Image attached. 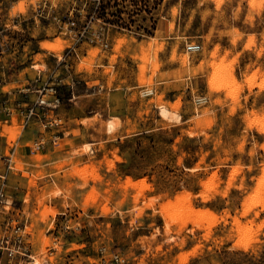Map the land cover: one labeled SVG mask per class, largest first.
<instances>
[{
  "label": "rangeland",
  "instance_id": "374dc122",
  "mask_svg": "<svg viewBox=\"0 0 264 264\" xmlns=\"http://www.w3.org/2000/svg\"><path fill=\"white\" fill-rule=\"evenodd\" d=\"M40 1L63 15L72 11L81 25L94 11L112 20V47L84 43L79 57L58 60L55 54L73 39L57 22L28 18ZM190 42L202 48L189 51ZM263 63L264 0H0V102L7 104L0 103V154L13 157L8 192L26 210L13 213L26 224L24 249L34 256L18 254L5 264H181L180 253L189 255L183 264H252L233 249L253 251L264 264ZM24 85L31 89L23 91ZM44 85L55 86L61 102L38 106L28 119L25 113ZM146 89L153 92L142 94ZM200 93L209 100L196 105L193 97ZM162 104L179 117L163 115ZM93 113L98 116L87 117ZM113 115L122 119L110 131ZM150 127L164 131L156 136L155 169L132 175L146 177L142 185L123 186L120 178L128 174L122 171L127 158L121 140ZM178 132L168 149L166 139ZM42 136L49 139L45 148L33 150ZM70 146L72 154L55 167L71 165L70 173L82 181L62 190L45 167L33 163ZM92 150L105 151L104 157H76ZM7 165L0 158V172ZM160 172L171 179L169 187L157 181ZM34 189L41 192L30 213ZM185 189L192 213L176 200ZM60 193L67 200L55 198ZM208 207L216 217H204ZM238 238H249L250 248L235 247Z\"/></svg>",
  "mask_w": 264,
  "mask_h": 264
},
{
  "label": "built area",
  "instance_id": "2783aa9c",
  "mask_svg": "<svg viewBox=\"0 0 264 264\" xmlns=\"http://www.w3.org/2000/svg\"><path fill=\"white\" fill-rule=\"evenodd\" d=\"M138 4V3H137ZM95 13L90 14V19L86 20L82 25L79 20L72 13L63 15L60 13L53 4H48L47 1H40L33 5L32 14L28 15V18H34L36 23H41L45 19L57 22L59 24L60 31L69 33L70 37L73 39L70 45L66 46L63 53L58 55L55 54L58 60H68L72 55H80V46L84 43H89L93 46H101V48L109 49L112 47V42L110 40V25L113 23L111 21L103 20L101 16ZM102 20L104 23L96 22L95 20ZM107 23H109L107 26ZM202 48V44L199 42L187 43V49L189 51H197ZM30 85H24L22 87L23 91L30 90ZM40 94L38 95L36 101L29 105L28 111L25 116L30 119L33 114H38V106H52L54 104H59L61 102V97L57 92V88L53 85L39 88ZM153 92L152 89H146L142 94H150ZM51 94L50 97L46 96ZM194 102L196 105H202L209 100L208 95L204 93L194 95ZM6 102V101H5ZM1 103V102H0ZM2 104V103H1ZM7 107L6 103L2 106ZM55 118L54 120H56ZM57 121V120H56ZM51 123L54 121L51 120ZM59 135L56 133L53 138L57 140ZM49 139L46 136H42L35 140L32 147L33 150L44 149L45 144ZM6 158L8 165L5 171L0 172V264H5L6 261L13 263L14 258L18 254H29L25 251V234H26V224L22 223L18 216H15L13 212L18 211L14 203V197L8 192V175L9 169L15 168L14 160L11 154H0V158ZM4 213H11L9 216H3ZM31 257L33 254H29ZM34 257V256H33ZM113 258L120 262L123 257L119 253H114ZM34 259V258H33ZM114 262L107 261V259L102 260L101 264H111Z\"/></svg>",
  "mask_w": 264,
  "mask_h": 264
},
{
  "label": "trees",
  "instance_id": "16d2710c",
  "mask_svg": "<svg viewBox=\"0 0 264 264\" xmlns=\"http://www.w3.org/2000/svg\"><path fill=\"white\" fill-rule=\"evenodd\" d=\"M105 11V10H104ZM118 11V10H117ZM107 13V11H105ZM105 12L102 13V15H105ZM122 11H120L117 16L119 19H123L122 17ZM107 20V19H106ZM112 21V20H108ZM118 21L117 19L115 20ZM164 131L150 128H144L142 130H139L137 132H134L132 134L126 135L123 140H121V152L126 155V160L121 162V165L123 166L122 171L126 174H131L134 177H139L141 175H144L147 173L148 168H151V170L154 171V161L156 154L159 152L160 146L157 143V134H160ZM179 134L178 133H172L171 136H169L166 141L168 144V149H172V143L175 140V137ZM150 138V141L148 143H145L146 138ZM189 147L186 146V149ZM186 162L189 164V166H192L193 163L186 160ZM158 182L162 183L163 186L169 187L170 184H172V181L169 177H167L163 172H160L159 178L157 179ZM230 252V251H228ZM235 254H243L244 256L248 257L249 262L252 264H259L258 261H261L253 251H246L243 249H233L231 251ZM264 255V251L262 253ZM226 264H240L239 262L231 263L229 261L225 262Z\"/></svg>",
  "mask_w": 264,
  "mask_h": 264
},
{
  "label": "crops",
  "instance_id": "0c3cea01",
  "mask_svg": "<svg viewBox=\"0 0 264 264\" xmlns=\"http://www.w3.org/2000/svg\"><path fill=\"white\" fill-rule=\"evenodd\" d=\"M263 68H264V63H263ZM181 92H182V89L176 90V91L173 92V95L176 96V95H178ZM183 111L188 112L189 109L186 108L185 110L183 109ZM180 115L183 117V113H181ZM95 116H98L97 113L90 114L87 117L88 118H95ZM113 116H117V117L121 118V116H119V115H113ZM81 118H83V117H81ZM190 118H191V114H189L188 118H185V119L189 120ZM107 122H108V120H107ZM96 142L97 141H89V143H91V144H95ZM73 149H74L73 146H70L68 148H65L64 150L55 151L53 154H51L52 155L51 159H45L41 163L40 162H34L33 165H34V167L36 169L39 168V166L37 164H40V167H45L47 169L48 174L52 175V179L53 180H51L50 182L52 184L57 183V185H59L62 188V190H64V189L66 190L68 182H80L82 180L78 176L70 173L71 165H67L63 169L58 170L55 167V163L57 161H59L60 159H62V156H65L66 153L71 155L72 154L71 152H72ZM92 153H94V150H92ZM104 154H105V151H102V152L97 153V154L96 153L91 154L89 152H83L81 154H77L76 157L79 155L80 158H78V159H81V157H83L84 160H89L91 158V156L93 155V156H95L96 159L99 160V159H102L104 157ZM121 155L124 156L123 153H121ZM103 166L106 167L105 164ZM189 167H191V166H189ZM56 172L60 173V175L58 177L54 176V173H56ZM125 177L126 176H122V178H120V181L121 180L123 181L125 179ZM49 179H51V178H48L46 181H48ZM46 181H44L43 183L41 182L40 185L41 186H45L46 185V183H45ZM89 184L92 185L93 181H89ZM34 191H35L34 194L31 196L32 201H31V206L29 208V212L30 213H33L35 208L37 207V199H38V196H39L37 194V192H41V190H38V189H34ZM61 195L62 194L60 193V194H56L54 196H55V198L59 199L60 201L61 200H63V201L67 200V198H64V196H61ZM21 210H22V208L18 209V211H21ZM25 211H26L25 209L22 210L23 213H25Z\"/></svg>",
  "mask_w": 264,
  "mask_h": 264
},
{
  "label": "bare ground",
  "instance_id": "6f19581e",
  "mask_svg": "<svg viewBox=\"0 0 264 264\" xmlns=\"http://www.w3.org/2000/svg\"><path fill=\"white\" fill-rule=\"evenodd\" d=\"M123 42H124V39H120V40H118V43L116 44V49L117 50H120V47L123 45ZM152 43V42H151ZM148 45H150V44H148ZM248 46V45H247ZM149 47V46H148ZM150 47H151V45H150ZM146 48V47H145ZM152 48H153V46H152ZM149 49H151V48H149ZM146 55H148V54H146ZM93 56V55H92ZM149 56V55H148ZM189 56V55H188ZM149 58V57H148ZM185 58V57H184ZM188 62V61H187ZM86 63V62H85ZM147 63V62H146ZM90 65V64H89ZM143 76H144V74H143ZM215 79V76L212 78V79H210L211 80V83L214 85V80ZM252 85V84H251ZM214 87V86H213ZM160 110H161V113L163 114V115H165V116H170V117H179V114L178 113H174V111L171 109V108H169L167 105H165V104H162L161 105V108H160ZM118 123H119V117H117V116H112V117H110L109 118V120H108V130H110V131H112V130H115L116 129V127L118 126ZM110 162V161H109ZM116 164V161L114 160V158H113V161H112V163H110V166L111 167H113L114 165ZM109 166V165H108ZM110 166H109V168H110ZM146 181V177H142V178H138V179H135L132 175H130V174H128V175H126V177H125V179L123 180V182H122V184H124L123 186H128V185H132V186H139V185H142V183H144ZM150 187V186H149ZM126 188V187H125ZM259 191H261V190H259ZM185 193H187V194H185ZM190 194V191L189 190H187V189H185V190H180V191H178L177 192V194H176V200H179L181 203H182V205H183V209L184 210H186L188 213H192L194 210H193V208H192V206H193V203H191V205L189 204V202L188 201H186V199L185 198H187V196ZM259 199V198H258ZM248 197L246 198V200H243L242 201V204H243V208H244V213H246L249 209H250V206H249V204H248ZM260 200V199H259ZM261 204H262V202H261ZM264 204V203H263ZM107 210V209H106ZM242 212V211H241ZM240 212V213H241ZM235 214V213H234ZM206 215H208V216H213V217H216V212H215V210L213 209V208H211V207H208V210H206V211H204V217L206 216ZM223 215V214H222ZM237 215V214H236ZM221 216V215H220ZM224 216V215H223ZM234 216V215H233ZM220 219H221V217H220ZM215 220L217 221L218 219H216L215 218ZM214 220V222H216ZM226 220V219H225ZM250 220V219H249ZM261 220V219H260ZM227 221V220H226ZM236 221V223L238 224V223H240V220H239V218L236 216L235 218H234V222ZM251 224V223H250ZM236 225V224H235ZM247 225H249V224H247ZM260 226V225H259ZM248 228H250V227H248ZM210 230V229H209ZM247 230V229H246ZM246 232V231H245ZM239 237H240V235H239ZM244 237V236H243ZM44 239V238H43ZM182 239V238H181ZM235 239V238H234ZM250 239L249 238H245V239H240L239 240V238H238V241L237 242H235V244H234V246L235 247H241V248H244V249H248V248H250ZM254 244V243H253ZM196 246V245H195ZM197 248V247H196ZM191 250H192V247H191ZM190 252H192V253H196V251H190ZM189 252V253H190ZM181 255H182V257H181V255H180V257H181V261H180V263L181 264H183V263H185V262H187L188 261V259H189V255H188V253H180Z\"/></svg>",
  "mask_w": 264,
  "mask_h": 264
}]
</instances>
